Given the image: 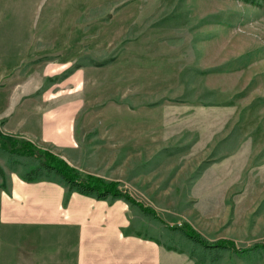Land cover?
<instances>
[{
	"label": "rangeland",
	"instance_id": "rangeland-1",
	"mask_svg": "<svg viewBox=\"0 0 264 264\" xmlns=\"http://www.w3.org/2000/svg\"><path fill=\"white\" fill-rule=\"evenodd\" d=\"M57 15L68 25L82 21L83 31L28 32ZM33 34L42 46L60 40L69 60L83 48V58L65 65L23 55L13 65L21 78L28 69L51 74L38 93L82 108L77 148L64 153L78 171L102 166L119 176L122 190L170 226L188 223L238 248L264 242V8L237 0H0V41L24 46ZM127 218L128 233L183 251L161 245L164 264H195L188 241L138 210L127 208ZM216 264H264V255L225 254Z\"/></svg>",
	"mask_w": 264,
	"mask_h": 264
},
{
	"label": "crops",
	"instance_id": "crops-1",
	"mask_svg": "<svg viewBox=\"0 0 264 264\" xmlns=\"http://www.w3.org/2000/svg\"><path fill=\"white\" fill-rule=\"evenodd\" d=\"M57 18L29 25L28 32L83 31L82 21L77 23L76 19L75 24L68 25L63 23V16ZM32 37L25 40L24 46L19 45L18 36L16 43L0 41V136L59 152L62 155L56 154L75 167L64 153L77 148L82 108L68 100L52 103L46 92L38 93L41 80L51 74L37 78L34 70L28 69L21 78L13 72V65L21 62V55L31 63L53 57L44 63L65 65L77 62V56L83 58V48L69 60L60 40L42 46L41 37ZM33 168L13 169L7 157L5 164L0 163V264H164L161 245L127 232L130 207L125 202L101 201L69 192L53 176L35 182L23 180L21 175ZM102 169H81V173L120 183L119 176Z\"/></svg>",
	"mask_w": 264,
	"mask_h": 264
},
{
	"label": "trees",
	"instance_id": "trees-1",
	"mask_svg": "<svg viewBox=\"0 0 264 264\" xmlns=\"http://www.w3.org/2000/svg\"><path fill=\"white\" fill-rule=\"evenodd\" d=\"M257 8H264V0H237ZM0 143L4 144L7 163L11 168L21 166L22 159L35 161L36 166L21 175L27 182H35L51 176L59 179L69 192H76L83 196L93 197L101 201L125 202L131 209L138 210L142 215L154 222L162 224L165 230L171 234L178 235L181 239L188 241L191 246L188 255L195 264H216L226 254L229 257H237L242 260H252L264 255V242H255L247 247L238 248L233 240L221 238L215 241L206 239L196 231L190 224L168 225L156 212L142 202L135 199L127 191L120 188L117 181H106L103 178L91 174L81 173L70 165L64 158L50 149L40 148L37 145L20 139H5L0 136ZM22 158V159H21ZM26 168V167H24ZM162 245L168 251L183 253L171 245Z\"/></svg>",
	"mask_w": 264,
	"mask_h": 264
}]
</instances>
